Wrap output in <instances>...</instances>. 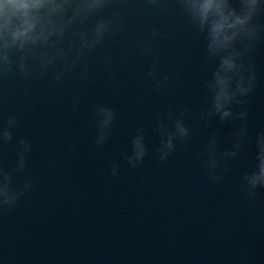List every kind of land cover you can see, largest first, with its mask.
I'll return each instance as SVG.
<instances>
[{
    "label": "clouds",
    "instance_id": "obj_1",
    "mask_svg": "<svg viewBox=\"0 0 264 264\" xmlns=\"http://www.w3.org/2000/svg\"><path fill=\"white\" fill-rule=\"evenodd\" d=\"M142 3L158 7L165 14L171 10L180 11L206 42L203 70L215 67L205 82L211 99L199 113L200 123L209 128L217 119L221 125L239 121L230 133L229 147L220 150L221 133L217 130L208 136L196 154L198 160L206 157L201 162L209 180L213 184L219 183L227 171L225 162L239 157L249 135L248 97L257 83L251 54L264 34V23L258 19L264 15V0H142ZM114 4L115 0H0V80L19 74L25 81H31L44 78L49 70H54L49 85L54 89L80 66L79 78L88 82L90 56L122 26L121 12L114 10L105 15ZM157 36L158 31L153 29L137 47L153 57L147 76L159 91L173 83L174 78L169 75L161 78L158 73L160 56L152 47ZM104 63L109 69L114 65L111 57H106ZM109 75L114 78L116 72L110 71ZM80 101L77 93L72 100L73 108L78 107ZM171 107L169 105L167 114L171 123H166L161 114L156 113V125L152 129L159 137L155 153L161 163L167 162L178 144H186L191 137V129L185 123L189 107L186 105L179 115H174ZM116 115L104 104H98L93 110L98 147H103L111 137ZM20 124L15 115L8 116L6 126L0 127V146L13 141V132ZM147 134L148 130L141 125L131 139V151L124 155L131 169L140 166L149 152ZM17 144L14 167L9 169L0 161V212L14 210L33 188L30 176H25L22 183L14 186V173H26L28 156L32 152L31 142L23 137L17 139ZM76 148L75 143L69 145L68 153ZM109 174L118 176L119 165L113 163ZM257 188L264 189V131L255 137L254 167L244 172L240 180L241 191L249 197Z\"/></svg>",
    "mask_w": 264,
    "mask_h": 264
},
{
    "label": "water",
    "instance_id": "obj_2",
    "mask_svg": "<svg viewBox=\"0 0 264 264\" xmlns=\"http://www.w3.org/2000/svg\"><path fill=\"white\" fill-rule=\"evenodd\" d=\"M0 161L3 162L0 146ZM0 264H19L11 212H0Z\"/></svg>",
    "mask_w": 264,
    "mask_h": 264
}]
</instances>
